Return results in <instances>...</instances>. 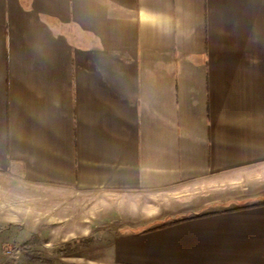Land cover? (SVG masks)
<instances>
[{
    "label": "crops",
    "instance_id": "1",
    "mask_svg": "<svg viewBox=\"0 0 264 264\" xmlns=\"http://www.w3.org/2000/svg\"><path fill=\"white\" fill-rule=\"evenodd\" d=\"M4 177L73 208L164 203L127 225L0 217L35 226L44 264H264V0H0Z\"/></svg>",
    "mask_w": 264,
    "mask_h": 264
},
{
    "label": "rangeland",
    "instance_id": "2",
    "mask_svg": "<svg viewBox=\"0 0 264 264\" xmlns=\"http://www.w3.org/2000/svg\"><path fill=\"white\" fill-rule=\"evenodd\" d=\"M32 187H20L18 184L16 186H10L8 179L4 177V179L0 178V217H4L5 219H9L8 221L16 220L14 218H30L34 219L36 217H44L46 219L45 222L49 221L50 218L55 214V217L58 216H66V217H75L76 219H81L82 217L92 219L94 221H102V222H121L122 219L124 223L127 225L130 220L128 219H137L140 218H152L155 215L153 212H145L146 209L150 207L153 208V211L161 212L164 209V203L161 201H156L155 203L150 201L149 199H143L139 197L131 199V196L115 197L114 195H103V194H95L91 195L89 200L81 201L76 203L75 208L71 205H61L58 204L59 201L63 199V194L49 192L48 194H44L43 197H37L36 190ZM52 193V194H51ZM133 195V194H131ZM128 197L127 200L125 198ZM143 199V200H141ZM132 200V201H131ZM134 203V204H133ZM179 203H181L179 201ZM73 204V203H72ZM156 204V205H155ZM54 206V207H53ZM61 206V207H59ZM59 207V208H58ZM57 210V212H55ZM191 212L198 211L197 209L189 210ZM190 212V213H191ZM188 213V212H187ZM186 211H179L170 216H160L159 218L151 219L147 222L140 223L139 227H146L152 223H156L159 221H164L169 217H179L181 215H185ZM49 217V219H48ZM92 217V218H91ZM91 220V221H92ZM128 220V221H127ZM19 222V221H18ZM29 235L25 238L26 230L23 229L26 226H20L18 224H9L7 221L0 222V254H4L6 256H2V259H9V256H17L15 258L9 259L6 264H13L15 261H35L40 260L44 263H50L51 257H43L39 258V256H44L45 252L41 245L35 246V244L41 243V239L35 235V226L28 225ZM131 226V225H129ZM134 226V225H132ZM50 229L49 226H45ZM56 227V226H55ZM58 227V226H57ZM24 231V232H23ZM31 234V235H30ZM98 235V234H97ZM100 237V234H99ZM94 238H98V236H89L87 238H78L80 239L78 243L77 250H74L71 253H57L55 252L58 247H61L63 243H59L56 247H47V253L51 254L53 252L57 255H63L62 258L67 257L66 255H77L79 254V250L83 249L85 245H92ZM54 246V245H53ZM39 248L37 251L36 249ZM42 248V249H41ZM23 251L28 252L31 256L22 253ZM4 252V253H3ZM46 253V254H47ZM93 255H100L98 251L92 252ZM9 255V256H8ZM8 256V257H7ZM25 256H27L25 258ZM66 260L75 261L76 264H84L87 261H84L83 258H65ZM63 259V260H65ZM42 262V263H43ZM43 263V264H44ZM90 264V263H89Z\"/></svg>",
    "mask_w": 264,
    "mask_h": 264
},
{
    "label": "trees",
    "instance_id": "3",
    "mask_svg": "<svg viewBox=\"0 0 264 264\" xmlns=\"http://www.w3.org/2000/svg\"><path fill=\"white\" fill-rule=\"evenodd\" d=\"M175 221H177V220H171V221L163 222V223L159 224L158 226L173 223ZM79 241H80V239H78V238H75L71 241H67V242L63 243L61 247H58V249L55 252L62 253V254L63 253H71L74 250H77Z\"/></svg>",
    "mask_w": 264,
    "mask_h": 264
}]
</instances>
